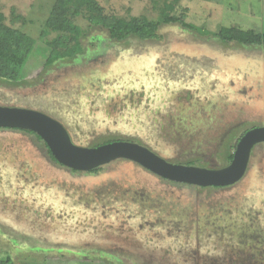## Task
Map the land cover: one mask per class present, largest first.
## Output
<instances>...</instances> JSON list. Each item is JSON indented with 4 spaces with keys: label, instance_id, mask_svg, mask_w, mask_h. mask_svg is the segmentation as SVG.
Listing matches in <instances>:
<instances>
[{
    "label": "rangeland",
    "instance_id": "obj_1",
    "mask_svg": "<svg viewBox=\"0 0 264 264\" xmlns=\"http://www.w3.org/2000/svg\"><path fill=\"white\" fill-rule=\"evenodd\" d=\"M96 1L109 15L158 19L164 3L173 0ZM55 2L0 0L7 23L37 41L27 77L20 83L0 79V105L49 114L66 124L79 145L126 136L171 162L201 158L207 168L225 163L243 131L264 126V46L225 43L180 22L160 23L154 39L118 42L79 15L84 54L42 70L45 40L55 34L41 33ZM172 14L211 32L224 26L264 32V0H179ZM189 88L191 101H202L196 109L178 108L181 97L190 100ZM134 93L141 104H132ZM201 104L212 106L204 112ZM180 124L195 125L192 135L172 130ZM227 128L236 130L234 138ZM44 144L32 134L0 129L2 190L20 192L11 199L30 200L0 205V258L9 255L16 264H205L223 252L215 243L221 226L226 235L236 231V218L243 216L238 203H253L242 210L247 216L264 217V142L254 147L235 184L212 190L169 182L125 159L74 172L51 159ZM157 201L162 204L152 205ZM17 207L34 213L33 219L46 210L65 211L75 226L94 224L97 232L79 226L34 229L27 215L19 218L10 210Z\"/></svg>",
    "mask_w": 264,
    "mask_h": 264
},
{
    "label": "trees",
    "instance_id": "obj_2",
    "mask_svg": "<svg viewBox=\"0 0 264 264\" xmlns=\"http://www.w3.org/2000/svg\"><path fill=\"white\" fill-rule=\"evenodd\" d=\"M165 2L160 10L158 19H150L145 15L123 17L109 15L96 0H56L51 13L42 30V37L54 33L52 39H46L48 48L44 66L46 69L61 60H73L84 54L85 46L83 38L86 31L76 23L79 15H84L92 26H98L114 41H125L129 37L140 39H154L158 37L160 23L180 22L185 28H189L201 35L218 38L222 42H235L246 46H264V32L245 30L237 26H224L218 32H211L204 28H198L185 20V15L172 14L176 2ZM36 39L12 24L7 23L6 17L0 11V79L12 83L22 82L26 76V66L36 50ZM32 132V131H29ZM33 133V132H32ZM39 140L41 137L37 136ZM111 139L100 141L95 146L110 142ZM48 148V147H47ZM50 157L54 160L50 149ZM234 158L233 152L226 156L224 166L229 165ZM195 164V161L187 162ZM0 264H16L9 256L1 257Z\"/></svg>",
    "mask_w": 264,
    "mask_h": 264
},
{
    "label": "water",
    "instance_id": "obj_3",
    "mask_svg": "<svg viewBox=\"0 0 264 264\" xmlns=\"http://www.w3.org/2000/svg\"><path fill=\"white\" fill-rule=\"evenodd\" d=\"M0 127L34 132L45 142L57 162L75 170L91 171L116 159H127L169 180L199 186H220L237 182L246 171L252 148L264 142V126L253 128L240 139L234 158L229 165L221 168H207L169 162L147 146L137 142L113 141L95 147L76 144L61 121L31 108L0 105ZM245 140L247 144L242 163L235 168L237 151ZM140 158H145L147 162L167 169L173 175L163 173L152 165L149 166Z\"/></svg>",
    "mask_w": 264,
    "mask_h": 264
},
{
    "label": "flooded vegetation",
    "instance_id": "obj_4",
    "mask_svg": "<svg viewBox=\"0 0 264 264\" xmlns=\"http://www.w3.org/2000/svg\"><path fill=\"white\" fill-rule=\"evenodd\" d=\"M97 37L102 38L101 36H97ZM187 92H189V94H191L190 100L189 99H185L184 96L181 97L182 101H181V104L178 106V108L181 107V108H184L185 110H187V109L188 110L196 109L197 107L195 108L194 105H199V101H202V100L194 99V100L191 101V99L193 97L192 89L191 88L187 89ZM181 93H184V92L182 91ZM128 96H130V94ZM131 99L133 101V103H132L133 105H136V103L137 104H139V103L141 104L142 103V99H140V102H139V100L135 96V93H134V96L131 97ZM186 102H189L188 105L186 104ZM116 106H118V105H115L114 107H116ZM149 106H150V104H149ZM201 106H203V108H204L203 111L204 110L207 111L208 108H211L212 104H210V105L201 104ZM19 107H22V106H19ZM119 107H121V106H119ZM133 109L134 108H132V110ZM175 118H174V116H172L170 119H172L174 124L177 125V122H176ZM181 120H185V119L181 118ZM192 124H195V123H192ZM64 125L66 126V124H64ZM180 125H182V124H180ZM163 127H164L163 125H160L161 129ZM256 127H259V126H255L253 128H256ZM253 128L246 129L245 131H243L239 135V137L237 139V144L233 145V150H231L230 152H233V154L235 153L237 145H238L240 139L244 136V134L247 131H249V130H251ZM0 129L20 130V131H23V132H26V133H29V134H32V135L36 136V138L39 140V138L37 137L38 135H36L34 132L33 133L29 132V130H23V129H19V128H10V127H0ZM67 129H68V127H67ZM180 129H185L186 130L185 134H187V136L188 135L191 136L192 133L195 130V125H192L191 127H189L188 125H182V126H180V128L175 126L172 130H174L176 132V130H180ZM68 131H69V129H68ZM224 132H227L226 135L228 136V138H232V137L234 138L236 136V130L234 128H227ZM181 133H182V131H181ZM107 139H111L110 142H113V141H131V142H137L139 144H142L141 142H138L137 140H135V138L111 134V135H108V136L101 137L100 140H98L97 142H95L91 146H94L95 144H98L100 141L107 140ZM40 141H43V140H40ZM104 144H106V143H104ZM209 144L212 145V142H209ZM44 145L46 147L47 154L50 157V155L48 153L47 145L46 144H44ZM194 145H196V144H194ZM254 147L251 150L250 158H249V161H248V165H249L250 159H251V157L253 155ZM205 148H207V147L204 146L202 148L203 150L201 151V154L205 153ZM149 149L154 151L151 148H149ZM154 152L156 154L160 155L158 152H156V151H154ZM228 153L229 152H227L225 155L227 156ZM184 155L187 156L188 152L184 153ZM160 156L163 157L162 155H160ZM164 158L169 161L168 158H166V157H164ZM125 160H127V159H125ZM190 161H195L196 163L195 164L187 163V162H190ZM55 162L58 163L59 165H61L62 167L68 168V167L62 165L61 163H59L57 161H55ZM169 162H171V161H169ZM201 162H202L201 158H193V159H190V160H187V161H177L175 163L207 167V166L203 165V163H201ZM172 163H174V162H172ZM248 165H247V167H248ZM221 167H225L224 164L222 166H220V168ZM69 169H71V168H69ZM71 170H73L74 172H80V171L75 170V169H71ZM21 175H22V173L16 174L17 177H19V176L21 177ZM162 178L164 180H167V181L172 182V183H182L184 185H190V186H195V187H199V188H202V189H210V190H212V189H221V188H225L227 186L232 185V184H229V185H220V186H214V185L199 186V185L185 183V182L172 181V180H169V179L164 178V177H162ZM3 183H5V180L2 179V176L0 175V205L1 206H5V204L12 203V201H14V203H16V202H20L21 200H22L21 202L30 203V200H26V198L24 196L22 197L23 199H17V200L16 199H11V198L18 197V195L20 196V192H16L15 191L14 194H16V195L6 194V191L2 190L4 188ZM151 203H152V205L162 204L160 201H157L158 204L155 203V202H151ZM252 204L253 203H247V204L246 203H242V204L238 203L237 204L238 207H236V208H238L239 211H241V214H243V216H241V218H236V231H231L230 230L231 234L226 235L225 231L227 230V228H223V226H221L222 227L221 230H223V233L218 235L217 241L215 243L218 244L219 252H222V251L223 252H222L221 255L220 254L219 255L216 254L218 256H213V258H215V259H213V258L212 259H208V261L205 262V264H264V217H260L258 215L247 216L248 211H242L245 208H248V210L253 208ZM220 208H222V207H220ZM0 209H1V207H0ZM10 210H12L14 212V214L19 216V218H22V217H24V215H27L25 218H26V220L29 221L28 222V224H29L28 226L32 227L34 229L37 228L39 230H43V229H45L44 226L47 225L49 227H54V228H56L58 226H61V227L63 226L64 229H66V230H73V231L75 230L76 231L75 228L77 226H79V227H81L80 231H83V232L86 231L87 234H96L95 232H97L96 226L94 224H83L82 226L77 224L75 226L74 224L69 222V220L72 219L73 215H69V213H67L65 211H57V212H55V211L46 210V212L37 213L38 214V215L36 214L37 217L35 219H33L32 218V214H34V213L28 211L27 209L17 207V208H11ZM227 211H228V209H227ZM216 219L225 220V219H223L221 217H218ZM211 231L212 230H210V233H209L210 236H212V233H213ZM110 245L115 246L116 248H120L121 247V245H119L118 243H111ZM63 247H64V245H63ZM220 248H222V249H220ZM214 253H215V251H214Z\"/></svg>",
    "mask_w": 264,
    "mask_h": 264
},
{
    "label": "bare ground",
    "instance_id": "obj_5",
    "mask_svg": "<svg viewBox=\"0 0 264 264\" xmlns=\"http://www.w3.org/2000/svg\"><path fill=\"white\" fill-rule=\"evenodd\" d=\"M246 144H247V141H243L242 144L240 145V148L238 149L237 151V158L235 160V168L240 166L241 163H242V160H243V157H244V152H245V148H246ZM143 162L147 163L149 166H154L155 168H157L158 170H160L161 172L163 173H170V171H168L167 169L165 168H162L160 166H157V165H154V164H151L149 162L146 161L145 158H140ZM172 174V173H170ZM173 175V174H172ZM178 176V175H177ZM180 176V175H179ZM188 176V175H187Z\"/></svg>",
    "mask_w": 264,
    "mask_h": 264
}]
</instances>
